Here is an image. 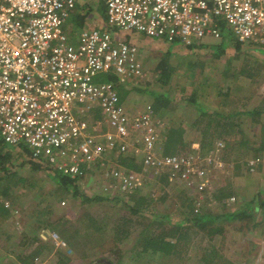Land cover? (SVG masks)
Segmentation results:
<instances>
[{
    "label": "built area",
    "instance_id": "obj_1",
    "mask_svg": "<svg viewBox=\"0 0 264 264\" xmlns=\"http://www.w3.org/2000/svg\"><path fill=\"white\" fill-rule=\"evenodd\" d=\"M103 4L109 25L164 41L219 40L225 24L238 41L264 47V0H103ZM75 8L76 0H0V140L4 145H24L54 172L78 180L96 165L104 166L105 154L114 150L117 157L135 155L144 170L166 171L189 187L206 177L209 168H221L216 152L221 142L214 153L203 157L159 153L161 120L152 106L130 115L117 91V85L145 76L138 46L115 40L108 30L95 26L68 38L64 24ZM108 73L117 77L116 84L95 80ZM95 111L106 123L105 132L96 133L92 127ZM259 161L248 160L249 170L254 171ZM103 168L105 177L122 192L142 184V173ZM50 235L57 240L54 232Z\"/></svg>",
    "mask_w": 264,
    "mask_h": 264
},
{
    "label": "rangeland",
    "instance_id": "obj_2",
    "mask_svg": "<svg viewBox=\"0 0 264 264\" xmlns=\"http://www.w3.org/2000/svg\"><path fill=\"white\" fill-rule=\"evenodd\" d=\"M85 3H88L91 7H93V9L87 13L83 25H96V27L100 29L108 30L113 39L123 41L131 40L133 44L138 46L139 57L141 59V63H143L145 76L143 79L137 80L134 83L132 82L133 84L130 85L133 87V89L135 88L133 91L134 100L137 101L139 105L142 103L144 104L151 102L154 98V93L156 92L167 93L171 97L169 108L162 112L163 116H160L161 121L157 126V132L160 134L161 122L163 119L166 120V117H164V114H166L167 118H170L169 120L171 126L174 128L183 129V132H188L185 134L186 137L184 136L186 145L185 147L183 146V148H181V152L183 154L194 153L196 149L193 147V143H197L200 138L197 129L192 127L193 122L199 118L198 112L194 107H191L185 101L186 96H188L191 92L190 83L192 79L189 76L190 67L189 65H186L189 60L194 61V69L200 65L203 67V74L206 76V83L199 93V99L201 102H203L205 107L214 108L217 104V107L220 110L226 108L223 114H231L237 112L238 110H240L239 112H244V110L249 111L254 107L260 106V102H262L264 105V47L250 42L243 43L239 50H235L232 44V39L226 38L225 42L227 43L228 53L220 57L212 54L210 50H208V47L194 48V46H192V49L188 50L182 41L168 42L161 38L148 36L140 31L124 30L122 28L109 25L106 21L103 0H76V8H78V11L76 10L77 13L81 11L82 7L84 8L86 6ZM81 13H85V9H82ZM75 21V16L71 14L65 23V28L67 30L70 29V32L75 33L72 35V39L77 37L79 31H81L83 28L78 26V30H76V27L73 24ZM223 27L225 32H231L225 24H223ZM222 42V39L213 40L207 38L201 43V45L211 46ZM168 50H170L171 53L169 65L172 66L174 72L171 83L167 86H162L156 82L155 65L159 61L164 51L168 52ZM187 51L190 53L186 54ZM229 51H231V53H229ZM107 76L108 75L106 74H100L95 78V80H109ZM217 83H231V93L227 99L223 98V100L220 101L222 98L217 96L215 89ZM245 114L246 115L240 117L234 115L231 119L239 123V129L243 131L242 133L247 138H250L252 145H255L258 143L257 140L260 134L259 132H261L260 128L262 125H264V114ZM238 117L243 120L237 119ZM92 127L95 128L96 133L105 132L107 129L106 123L102 117L95 119L92 122ZM242 133L236 132L228 138H231L230 140H238L242 136ZM22 146L24 145L13 148L4 146L5 149H9L11 151L10 159L13 161L11 171H15L16 175L9 177V184L12 185L10 186V199L8 198L10 205L9 208H6L10 211V216L8 215L9 217L7 216L3 223L0 222V227H4L10 231V233L7 235L10 237L7 238L2 233L3 229L0 230V244L3 242L4 245L9 246L8 244L11 242L19 243L22 239V236L27 235L29 237L33 231L42 233V231L40 232L38 231L39 229H36L37 225L36 227L34 226L35 228H33L34 212L38 211V214H41L43 213L41 208L54 205L55 207L60 208L49 215H43V217L54 222H56L60 217H64V222H62V224L70 231V235L74 234V230H76L78 233H86L87 231L90 232L87 233L88 237L86 239L89 240L87 246H89L88 248L91 249V254L89 257L88 254L87 257H80V249L74 250V247L76 248L77 245L73 244V248H71V246L68 245V242L59 236L57 231L50 229L51 232H54L57 235V240L55 241L50 233L45 232V234H41L42 243L40 245H44L42 246L43 253L39 259L35 261L36 264H96V262H92L91 260L97 255L103 254V252H101V248L98 250V246L114 235H112L111 228H113L112 226L118 223L120 218L123 217L125 220H127L126 222L130 220L128 223L129 228H127L130 232V235L128 239H125L119 243L120 248L123 249L124 255L121 264H204L200 259L199 254L202 252L201 247H204L208 243L206 239L202 238L201 233H199L198 230L192 225L186 226L187 228L189 227L187 230L183 229L187 231L188 237L184 236V238L181 240V243L178 247V255L174 256L159 253H146L136 258L137 256L134 254L135 251H133L132 246L134 245L136 239H138L139 232L142 230V225L146 222H149L147 218L149 215L131 214L128 210V207L126 206L133 204L132 199H130L129 195L127 194L129 192L120 191L114 180L105 177V169L103 167L108 166L111 168L116 166L115 163L117 155L115 150L105 154L106 164L104 166L96 165L91 172L86 174V176L77 180L76 184L83 194L89 196L100 194L108 198L118 197V199L110 201L104 200L102 202L91 201L88 204H81L80 199L77 196H72L71 191L65 192L63 197L55 194L56 189L59 190V184L55 178L56 172H54L53 169L49 167L43 159L38 161L42 162L44 167L34 170L28 162L27 156L24 155L21 149ZM240 148L243 150V147ZM244 150H246V148H244ZM262 159L263 158L261 157V161ZM221 168L219 170H215V168H209V173L207 172L206 177L203 179H196L195 185H192L191 187L186 185L184 189L185 192L183 189H181L182 182L180 183V181L172 179V184L168 187V194L171 195L164 202H157L156 204L153 203V211L156 214L167 211L169 212L168 218L177 219L179 218V212L181 209H179V204L184 203V196L186 194L191 196L195 194L198 195L200 190L203 191V198L201 200L198 198L196 200V204L199 203V206L202 205V209L208 208L211 209L212 212L217 213L223 208L230 206L229 204L227 205L228 200L226 201V199H230L229 197L231 194L229 195L228 193L231 192L232 189L233 176L231 177L230 175L231 167L223 163ZM141 175L143 180L142 183L151 177L146 176L143 173ZM248 176H250L249 173ZM18 177L21 178V180L15 184ZM250 177L251 178L248 180L249 185L247 189H245L247 195H250L254 188H262L260 185L262 183L264 185V171H260L259 169L254 176L251 175ZM257 178H259V180ZM216 179L218 187H221L220 190L217 189L219 190L217 195H219L220 198L224 197L225 199L223 201L225 204L223 208L222 206H219L217 200H210V192L213 188L212 184H214L212 183V180L215 182ZM235 191L237 192V190ZM40 192L48 193V195L43 196L42 199V193ZM160 193L161 191L157 188L156 194ZM240 193L242 194L243 190H240ZM55 195L57 196L55 197ZM236 196L234 201H230L229 203H238L239 199L236 200ZM204 198H206L205 202H203ZM231 199L233 198L231 197ZM40 200L43 201L40 203L37 209L36 207ZM124 203H126V205H123ZM88 212L94 215L97 213H99L100 216L102 215L101 218L105 220L109 226L108 228H110L109 231L108 229L105 231L106 234H101L100 236L93 231L91 232V224L87 221L86 217ZM157 220L167 222L166 217H161ZM259 228H264V225ZM259 228L257 230H259ZM251 233L252 238L255 236L253 241H259V239H257L259 236L258 233L255 231H252ZM228 234H230V232H228L226 237L221 241V243H224L223 245H225L221 248V261L223 260L224 262L225 260H228L226 255H229L233 258L234 254L236 253L235 251L237 250V258L240 257L239 263L251 264L257 259L259 261L261 260L259 259L261 249L255 245L256 243L253 244V246L251 245L249 250H246V252H243L240 246L239 249L236 248L235 251H232V247L230 248L231 244H228L230 243L231 236H228ZM241 240L242 238L239 239V242ZM216 242L217 239L214 240L212 244H216ZM37 244V242H31L30 240L29 243L24 244L25 246L23 249L29 251L37 246ZM13 253L11 254L12 256L15 254ZM61 254H65L67 258L62 257ZM107 255L108 253L106 252L104 257ZM9 258L13 259L12 257ZM109 258L112 260V264H117L116 261L118 259L116 258V255H111ZM58 260H62V262H59ZM216 261H219L218 257L214 259V262ZM101 264L106 263L102 262Z\"/></svg>",
    "mask_w": 264,
    "mask_h": 264
},
{
    "label": "trees",
    "instance_id": "obj_3",
    "mask_svg": "<svg viewBox=\"0 0 264 264\" xmlns=\"http://www.w3.org/2000/svg\"><path fill=\"white\" fill-rule=\"evenodd\" d=\"M85 7L81 8L85 9V13H76L75 16V23H73L76 27V30H78V26L80 28L83 27L84 19L88 12H90L93 7H91L88 3H85ZM104 7V5H103ZM78 10V9H77ZM76 11V8L74 12ZM79 28V29H80ZM222 28V43L211 45V46H204L201 44H185L188 50L192 49V46L194 48L196 47H204L209 48L210 52L218 57L226 55L228 53L227 49V43L225 42L226 38L232 39L233 46L235 50H239L241 48V45L243 42H240L236 39L233 33L231 32H225L223 24H221ZM64 31L68 38H72V35L75 33L70 32V29L67 30L65 28L64 24ZM77 32V31H74ZM193 52V51H192ZM190 53V52H186ZM231 53V51H229ZM171 57L170 50L164 51V53L161 55L159 61L155 65V71H156V82L162 86H167L171 83V79L173 76L174 69L171 65H169V58ZM194 61L189 60L186 65H189L190 72L189 76L191 77L192 81L190 83L191 86V92L188 96H186L185 101L190 105L191 107H194L197 111H199L198 119H196L192 127L197 129L199 132L200 138L198 140L199 143V150L201 151L200 155H204L203 153H209L212 148L213 144L217 140H221L224 142L223 147V153L222 158L226 159L230 154L236 158V160L242 159L243 157H254L259 158L261 162V157L264 159V125L261 126L258 137V143L255 145H252V142L250 138H247L239 129V123L235 120H232V116L230 115H224L219 112H211L203 102H201L200 98V91L205 86L206 83V76L203 74V67L200 65L196 69H194ZM108 75V81H112L114 84L117 83V77L111 73L106 74ZM127 84H125L126 86ZM231 83H217L215 86L217 96L222 98L220 101L224 99H227L228 96L231 93ZM171 101V97L167 93H154V101L152 104L153 112L154 114H157L158 117L163 116V111L167 110L169 108ZM260 106L254 107L249 111H246L247 114H254V115H262L264 114V105L262 102H260ZM160 113V114H159ZM238 113V115L243 114L244 112H235ZM97 117H100L99 112L96 113ZM168 128L165 127V129L160 130V137L161 140L158 143V150L159 153L162 155H169V154H183L181 151V148L183 146L185 147V141L183 139V129L180 128H174L170 124V120L168 122ZM236 132H241L242 136L240 139L236 140H230L231 135H233ZM4 143L2 140H0V222L3 223L6 219V217L10 216V211L4 207L2 199H5L9 202L8 198L10 199V193L11 189L10 186L12 184H9V177L15 176V171H11L13 161L10 159L11 151L9 149L4 148ZM21 146V145H20ZM157 146V147H158ZM243 147V150L240 148ZM246 148V150H244ZM22 151L25 156L28 158V162L30 163L31 167L34 170L41 169L44 167L43 163L40 161H36V159L31 156V151L25 147L22 146ZM227 160V159H226ZM247 164V170H249V165L247 160L244 162ZM120 165V166H119ZM117 167H122L126 171H135L138 173H143L146 176H151L150 179L147 181H144L142 184L132 188L127 193L132 199V205L128 206L126 203L123 205H126L128 207V210L131 214H139V215H149L147 216L148 221L145 224L142 225V230H140L138 239H136L134 245L132 246L133 251H135L136 258L140 257V255L146 254V253H152V254H164V255H178V247L181 243V240L184 238V236H187V228L186 226H194L199 233H201L202 238L206 239L207 245L204 247H201L202 252L199 254L200 259L203 261L204 264H232V262L225 260L221 261V246L217 247L214 240L219 237V241L223 240L226 237L227 232L226 227H229L231 225L230 221H238L239 224H242L245 222V225L254 221L256 212L260 210L262 207L264 213V200H261L259 197L254 198L251 203L248 205V208L246 210H243L239 213H232L228 214L227 212L220 213L219 215L212 214L211 209L203 208V206H199L197 208L196 206V200L198 199V195H185L184 196V203L179 204V216L180 218L173 219L168 218L169 212L163 211V213L156 214L152 209V204H156L157 202H164L171 194H168V187L171 185V176L168 172L163 171L161 173H155L152 169H146L144 170L143 165L141 163V160L131 154H119L118 155V165ZM256 170V169H255ZM254 170V171H255ZM253 172V171H250ZM55 178L57 180V183L59 184V190L56 189L55 194H58L60 197H63L65 192L71 191L72 196H77L80 199L81 204H88L91 201L93 202H102L104 200L110 201V200H116L118 197H111L108 198L103 195H93L89 196L86 194L81 193V191L78 188V185L76 184L77 178H71L67 175H62L59 173L55 174ZM21 180V178H17V181L15 184L18 183V181ZM182 187L181 189H185V184L181 183ZM185 185V186H184ZM157 188L161 191L160 194H156ZM185 192V191H184ZM42 193V192H40ZM48 193H42V199L43 196H47ZM57 195H55L56 197ZM260 196V195H259ZM46 200V199H44ZM43 200H40V202L37 204V209L40 205V203ZM223 203V202H222ZM55 208V209H54ZM60 207H55L54 205H50L44 208H41V211L43 213H39L38 211L34 212V218H33V228L36 227V229L45 228L48 227V229L57 231L59 236L68 242V245L73 248V244L77 245V247H74V250L80 249V257H88L91 254V249L87 246L89 243V240L86 238L88 237L87 233H78L76 230H74V234L70 235V231L63 226L62 222H64V217H60L56 222L48 220V218H44L43 215H49L55 210L59 209ZM195 208L198 210L195 211ZM8 216V217H9ZM167 218V222H164L162 220H157L158 218ZM87 221L90 222V229L91 232H95L96 234H106V230L109 226L103 220L99 213L97 214H90L89 212L86 214ZM154 219V220H153ZM263 219V218H262ZM260 219L259 222H256L258 225H262L264 223V220ZM127 220L123 218H120V221L116 223L112 230V237L108 238L107 241L102 243L98 246V250L101 248V252L105 255L106 252L108 255L104 257L103 254L97 255L94 259H92V262H96V264H101L102 262L107 263L106 261H109L112 264V260H110L111 255H116V258L118 259L116 261L117 264L122 263V260L124 258L123 255V249L120 248L119 243H121L123 240L128 239L130 232L127 228H129V222H126ZM230 222V223H229ZM138 224V223H137ZM40 225V226H39ZM139 225V224H138ZM35 226V227H34ZM242 226V225H241ZM62 227V228H60ZM3 227H0V230H2ZM241 228V227H240ZM186 229V230H183ZM185 231V232H184ZM24 235V234H23ZM87 235V236H86ZM9 238V236H7ZM31 242L39 241L37 246L32 248L30 250L29 254L22 255V251H20V247L25 246L24 244ZM71 239V240H68ZM42 243L41 238L37 236V231H33L31 235L28 237L22 236V239L19 243L11 242L8 244L9 246L4 245V243L0 244V249H2L4 252L0 253V264H3L4 258L7 257L9 254H14L15 261L21 264H34V258L40 257L43 253V247L44 245H40ZM18 245V246H17ZM50 245V244H49ZM51 246V245H50ZM11 247V248H10ZM19 247V248H18ZM18 249V250H17ZM131 249V250H132ZM220 250V251H219ZM219 251V253H218ZM2 252V251H0ZM99 252V251H98ZM93 253V252H92ZM96 253V251H95ZM97 254V253H96ZM64 258H67L65 254L61 255ZM218 257L219 261L214 262V259ZM103 259V260H101ZM8 260L5 264H14V262L7 257ZM59 262H62V260H58ZM15 263V264H17ZM59 264V263H57Z\"/></svg>",
    "mask_w": 264,
    "mask_h": 264
},
{
    "label": "crops",
    "instance_id": "obj_4",
    "mask_svg": "<svg viewBox=\"0 0 264 264\" xmlns=\"http://www.w3.org/2000/svg\"><path fill=\"white\" fill-rule=\"evenodd\" d=\"M77 9L78 8H76V10ZM104 10H105V5H104ZM77 11L73 12L72 14L75 15L77 13ZM105 16H106V14H105ZM93 26L96 27V25H93ZM84 27H92V26L87 24L86 26L83 25V28ZM126 42L132 43L131 40L126 41ZM199 44H201V43H199ZM142 67H143V63H142ZM106 81H108V80H106ZM136 81L137 80L131 81V84L129 82V84L126 85V86H125V84L124 85H120V84L117 85V91H118V95H119V100L123 104L125 110L130 115H137V114L143 112L145 107L148 104H150L152 106L153 101H154V98H153V100L151 102H147V103H144V104L142 103L141 105H139L138 102L134 100V95H133L134 92L133 91H134L135 88L133 89V87H131L130 85H132ZM217 106L218 105L216 104V106L214 108H208V109L211 112H219V113L223 114L226 108H223V109L220 110ZM239 111L240 110H238L237 112H239ZM197 112H198V115H199V111H197ZM96 113H98V112L95 111L93 120L99 118V117H97ZM245 113H246V111L244 110V113L241 114V115H238V113H231V114L225 113L224 115H227V114L230 115V116L237 115V116L240 117V116L246 115ZM155 116L157 118H159L157 114H155ZM164 117H166V120L163 119V121L161 122L160 130L163 129V128L165 129V127L168 128V125H169L168 122H169L170 118H167L166 114H164ZM239 117L237 119H240ZM240 120H243V119H240ZM186 133H188V132H184L183 133V139H185V137H186L185 134ZM157 136H158V140H157V145H158V143L161 140V138L159 137L160 136L159 132H157ZM184 141H186V140H184ZM218 142H221L223 144V146L221 147V149L216 150V145H217ZM193 147L196 149V151L194 153L200 155L201 151L199 150V143L198 142L197 143H193ZM223 147H224V142L221 141V140H217V141L214 142L213 148H212V150L209 153H203L204 155H201L203 157V156H205L207 154L214 153L215 150H216V152L219 153V156H220V159H221L222 163H225V165H229L231 167V171H230L231 174L230 175H231V177L233 176V178H232V189H231V192L228 193L229 195L231 194L229 198L231 199V197H232L233 199H231V200L230 199H226V201L228 200L227 205L228 204L230 205V206H227L226 208H223L224 205H225L224 202H223L225 200L224 197L220 198V196L217 195L218 191L220 190L221 187L220 188L218 187L217 179L215 180V182L212 180V183H214V184H212L213 188H212V191L210 192L211 193L210 200H212V201L214 199L217 200V203L219 204V206H222V208H223L222 210L218 211L217 213L212 212V214H214V215H219L220 213H223V212H227L228 214L239 213V212H241L243 210H246L248 208V205L251 203V201L255 197L256 198L259 197L261 200H264V185H263V183L260 185V186H262V188H260V187L259 188H254L253 192L250 195H247L246 194L247 192L245 190V189H247V187L249 185L248 180L251 178L250 176L251 175L254 176L256 174V172H258L259 169H260V171H264V159H262V161L257 164V166L255 168L256 169L255 171L250 172V171L247 170V164H245L244 162L246 160L248 162V160H250V159H252L254 157H250L249 156V157H243L242 159L236 160V158H234V156H232L230 154L228 157H226V159H227L226 160V159L222 158V153H223L222 149H223ZM115 165H116L115 167H117V165H118V157L116 159ZM122 169H124V168H122ZM219 169L220 168H215V170H219ZM248 173H249L250 176H248ZM217 178H219V177H217ZM257 179L259 180V178H257ZM171 181H173V180L171 179ZM226 183H229V182H226ZM171 184H172V182H171ZM217 189H219V190H217ZM235 190H237L238 193ZM240 190H243L242 194L240 193ZM202 193H203V191H201V190L198 192V198H200V200L203 198ZM236 194H237V196H236ZM235 196L237 198L236 200L239 199L238 203H234V204L229 203L230 201H234ZM204 197H205V195H204ZM203 200H204L203 202H205L206 198H204ZM3 205H4V203H3ZM9 205L7 206V208H9ZM4 207H6V206L4 205ZM262 209L263 208L261 207L259 212L258 211L256 212L255 219H254V221H252V223L250 222V223L245 225V222H243L242 224H239L238 221L233 220V221H230L231 222V226L226 227V230H225L227 233L230 232V234H228V236L230 235L231 238H230V243H228V244H231L230 248L232 247V251H235L236 248L239 249V246H240L241 250L243 252H246V250H249L250 246L251 245L253 246V244H255V243H256L255 245L260 247L261 253L259 254V259H261V260L259 261L257 259L254 262L251 261V262H253L251 264H254L255 262H258L259 264H264V228H259L262 225H264V223L262 225L256 224V222H259L260 219L263 218L262 220H264V213L261 212ZM12 214H13V211H12ZM179 218H180V216H179ZM258 228H259V230H257ZM2 229H3L2 233L7 237V235L10 233V231L8 229L4 228V227ZM38 231H40V232L42 231V233H39V232L37 233V236L39 238H41V240H42L41 234H45V232L46 233H51V230L48 229V227L40 228ZM252 231H255L256 233H258L259 236H258V238L257 237L256 238L259 239V241L258 240H256V242H254L255 240L253 241V238L255 236L253 238L251 237V235H252L251 232ZM218 238L219 237H217L218 244L216 242L217 245H215V246H217V247L221 246V248H222L225 245H223L224 243H221L222 240L219 241ZM240 238H242V240L239 242ZM36 242L39 243V241H36ZM219 242H220V244H219ZM23 247H20V248L18 247L20 249V251H22V255L29 254L30 250L27 251V250L23 249ZM0 251H2V253L4 252L1 249H0ZM235 252L236 253L234 254L233 258L230 257L229 255H226L228 261L232 262V264H242V263H239V261H240L239 258L240 257L237 258L238 250L235 251ZM262 252H263V254H262ZM239 256H240V253H239ZM7 257L8 258L12 257L13 259H11V258L10 259L14 262V264L17 263L15 261L16 259H15L14 255L12 256L11 254H9V255H7ZM7 257L4 258V261H3L4 263L3 264H5L8 261V260H5V259H7ZM38 259H39V257H35L34 258V264H36L35 261L38 260ZM17 264H21V263L18 262Z\"/></svg>",
    "mask_w": 264,
    "mask_h": 264
},
{
    "label": "water",
    "instance_id": "obj_5",
    "mask_svg": "<svg viewBox=\"0 0 264 264\" xmlns=\"http://www.w3.org/2000/svg\"><path fill=\"white\" fill-rule=\"evenodd\" d=\"M101 260H103V259H101ZM107 263H109V264H111L109 261H106Z\"/></svg>",
    "mask_w": 264,
    "mask_h": 264
}]
</instances>
